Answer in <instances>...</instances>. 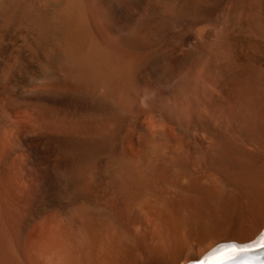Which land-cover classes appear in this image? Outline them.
Wrapping results in <instances>:
<instances>
[{
	"label": "bare ground",
	"instance_id": "bare-ground-1",
	"mask_svg": "<svg viewBox=\"0 0 264 264\" xmlns=\"http://www.w3.org/2000/svg\"><path fill=\"white\" fill-rule=\"evenodd\" d=\"M238 7L236 0H0V197L10 192L22 194L20 199L32 195L26 218L9 221L0 233V264L41 260L44 264H83L58 227V231L49 228L37 247L28 246L29 250L26 241L29 258L20 233L30 230L38 218L54 222L55 215L66 211V194L97 193L99 166L110 175L107 184L111 181L117 199L133 200L149 185L156 172L152 167L174 152L182 159L192 158L202 170L203 179L195 184L207 199L218 194L221 182L216 174L222 171L242 183L248 197L244 200L251 205L246 210L250 216L240 214L250 218L246 232L208 243L191 238L190 246L179 241L171 264L212 260L227 253L232 244L237 248L260 244L264 238L263 116L240 124L241 95L236 92L243 82L233 84L226 97L215 98L205 90L207 84L190 60L195 51L204 52L201 39L213 36L216 16L229 17ZM215 32L212 44L223 55L233 43L222 30ZM216 60L211 55L205 65L218 75L229 63L220 66ZM175 118L196 128L191 147L178 148L170 142L172 128L166 125ZM223 120L236 126L248 142L244 139L240 147L229 131L214 136L208 126H219ZM40 136L41 149L34 143ZM50 142H80L82 149L86 142L91 154L87 159L75 158L70 143L66 144V165L62 166L46 155ZM148 142H154V148ZM136 145L140 157L146 158L143 165L136 164V158L131 160ZM221 163L225 166L218 170ZM147 165L150 169L144 172ZM136 225L132 241L145 255L149 247L162 245L152 227ZM252 257L251 264L264 261V248Z\"/></svg>",
	"mask_w": 264,
	"mask_h": 264
},
{
	"label": "rangeland",
	"instance_id": "rangeland-1",
	"mask_svg": "<svg viewBox=\"0 0 264 264\" xmlns=\"http://www.w3.org/2000/svg\"><path fill=\"white\" fill-rule=\"evenodd\" d=\"M15 1L17 2L18 0ZM236 1L239 2V7L232 12H229V17L221 16V14L216 16L215 22L217 25L214 27L213 36L201 39V44H203L205 48L204 52L195 51L192 53L190 56L192 62H190L194 63L195 66L193 67V70H195L196 74H198L199 77L205 81L204 83L207 84L205 90L212 92L215 98L226 97L233 84L237 86L243 82L241 86L238 87V92H236L238 95H241V100L238 104V111L241 119L240 124H242V121H249L260 114L261 117L263 116L262 121L264 126V0ZM1 15L3 16V12ZM0 23L2 24L3 20ZM217 29L228 34L233 43L230 50H227V53L223 55H220L216 45L212 44L213 40L215 41L217 37V32H215ZM211 55L217 58L216 63L218 65L221 66V64L227 62L229 63V67H225V69L221 67V69H223L218 75L212 73L209 66L206 67L208 64L206 60H209ZM182 122L179 118H175L166 125L168 128H172L170 130L172 136H169L170 142L178 148L183 145H190L189 147H191L193 144L192 142H194L193 135L197 130L194 125L192 127V125L190 126L187 125V123ZM235 127L227 125L224 120L221 121L219 126H208L209 130H214L212 132L216 137L218 133V136L226 134V131L233 133L236 138L234 139L235 142L241 147L242 142H246L244 141L245 137L239 136L240 133H238V128ZM41 137L43 136L35 137L36 141L34 142L40 149L43 147ZM69 143L71 145H69L70 149H73L71 153L74 157L79 156V159H87L90 156L91 149L88 148H90L91 145L88 146L86 142H84L85 149L81 148L83 147V144L80 142H50V145L46 150V155L48 154L47 156L49 159L55 162H61L60 164L62 166L66 165V163H63L64 160H66L63 158V155L65 153V145ZM78 144L81 147H79ZM147 144L150 148H154V142H148ZM134 148L132 150L134 152H132L133 155L131 156V160L136 158V164L143 165L145 161L144 159H146L145 156H143V158L142 156L140 157V151H138L139 146L136 145ZM81 150L82 152H80ZM177 150L178 149L176 148V151ZM135 152L138 154L135 155ZM177 153L174 152L167 160L163 158L165 162L163 161L161 164L158 163L159 165L155 164L157 162H154V166L158 167H152L154 171L156 168V172L153 171L154 175L150 177L151 179L147 186L148 188L144 187L142 193L140 191L136 193L134 198H132L133 200H137V204H132L131 202H133V200L126 202L117 199L118 196L115 195L113 189L109 186L111 181L107 184L111 178L110 175L104 171L102 166H99L97 168V173L100 179L98 189L99 194H97L98 192L95 194L90 193L87 194L86 197L84 194H81L82 196H77L76 194L77 197L73 194H66L64 196L67 198L65 199V202L67 201V203H64V205L66 204V211L57 214L58 216L55 215L54 222H49L48 219L44 217L42 219L38 218V221L36 220L32 225L35 226L38 224L39 226L36 225L35 227H30V230H24L20 233V238L23 237L21 242L25 247L27 258H29L30 254L27 248L30 250L32 247H37L41 244L40 241L45 237L43 235L48 234V231L52 228L56 231L60 229L58 232L63 230L62 232L64 233L65 231L64 234L68 243L70 244L71 241L72 244L70 245L73 250L76 248L75 252L77 254L74 253L80 260L82 259L84 262L83 264H171L178 255L176 252H178L177 244L179 241H185L190 246L192 242L208 243L216 238L236 237V235H240L245 230L247 231L249 225L247 220L250 219V215L246 210L247 208L250 210L251 204L250 200H244L248 199V197L246 191H243L244 189L241 187L242 183L233 179L236 178V176L233 175L228 177L224 175L222 171L217 173L216 175H218L221 182L220 189L218 194L207 199L195 184L196 180L199 182V180L203 179L202 170L197 167L192 158L191 160L190 157L187 159L186 155V158L184 157V159H182ZM148 166L149 165L144 168V172H147L150 169ZM224 166L225 164L221 163L217 168L218 170L220 168L223 169L222 167ZM235 168L238 169V166ZM107 185L111 188H109L110 191H108ZM105 186L107 187L105 188L106 190L103 188ZM102 188L103 191L105 190L106 192H104L105 196L102 192ZM240 189L243 190L241 191ZM242 193L245 194L242 195ZM8 194L4 197H0V201L2 200L0 202V233L5 231L9 221L17 223L22 220V218L25 219V214H28L27 212L30 211L28 208L32 207V195L29 194L27 195L28 197H22L21 200L20 196L22 194H13L12 192ZM106 194L109 195L106 196ZM13 195L17 196L14 197ZM110 196L113 198V201L111 200L112 198H110V200L107 198L108 201L106 200L105 197ZM80 198H82L81 202ZM83 198H87V200H84ZM115 201L118 202V204H116ZM121 202L126 203L123 204ZM143 202L144 204H142ZM145 202L147 204H145ZM246 202L249 205H246ZM12 203H14L13 205L16 204L15 207ZM129 203H131V205ZM243 203H245L244 207ZM137 206L139 208H137ZM129 212L132 213L130 214ZM139 212L141 213L139 214ZM240 214L245 217L246 215H249L247 216L248 219ZM135 216L140 217L136 218ZM240 218H242V220ZM133 220L135 221L133 222ZM243 221L247 223V226ZM133 223L135 225L138 224L136 225L138 228L145 223L149 228L152 227V229H150L152 230V233L154 232L153 235L156 234L157 237L159 236L161 239L164 237L163 242H160L162 240L158 237V243L162 245L159 244L160 246L158 248V244L156 247H149L148 255H145L142 252L143 250L141 251L140 248H138L139 244L132 241V238L136 233L135 225ZM57 227L58 229H56ZM42 232H44V234ZM39 233L42 234L40 235ZM35 234H37V236ZM191 238L196 239L192 241ZM31 239H33L35 243L33 241L28 243V240L30 241ZM25 243L27 244V248ZM153 244L154 243H152V245ZM41 261L37 264H44V262Z\"/></svg>",
	"mask_w": 264,
	"mask_h": 264
},
{
	"label": "snow or ice",
	"instance_id": "snow-or-ice-1",
	"mask_svg": "<svg viewBox=\"0 0 264 264\" xmlns=\"http://www.w3.org/2000/svg\"><path fill=\"white\" fill-rule=\"evenodd\" d=\"M256 247H264V238L261 239L260 244H257ZM252 249L250 247H241L237 248L235 244L228 246V252H221L218 256L214 257L212 260H197L196 264H219L222 260H237V257L241 253L250 252ZM242 264V262H238Z\"/></svg>",
	"mask_w": 264,
	"mask_h": 264
},
{
	"label": "water",
	"instance_id": "water-1",
	"mask_svg": "<svg viewBox=\"0 0 264 264\" xmlns=\"http://www.w3.org/2000/svg\"><path fill=\"white\" fill-rule=\"evenodd\" d=\"M223 243H227V242H222L219 244H223ZM250 248L252 249L250 252L239 254V256L237 257V260H235V261H233V260H222L219 262V264H238V262H242V264H251V262L253 261V257H252L253 254L255 252L263 249L264 247H250ZM258 264H264V261H261Z\"/></svg>",
	"mask_w": 264,
	"mask_h": 264
}]
</instances>
